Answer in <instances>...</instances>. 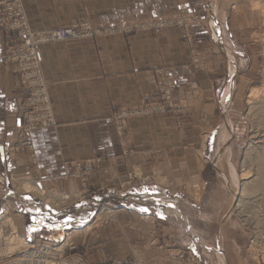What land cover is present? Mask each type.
<instances>
[{"label": "rangeland", "instance_id": "374dc122", "mask_svg": "<svg viewBox=\"0 0 264 264\" xmlns=\"http://www.w3.org/2000/svg\"><path fill=\"white\" fill-rule=\"evenodd\" d=\"M69 2L91 10L81 13L78 20L69 24L33 31L23 0H0V30L7 34L9 41L7 60L26 94L15 147L29 154L28 160L21 163L27 174L4 173L0 167V185L5 188V196L9 193V198L0 200V264H220L218 255L224 264H264L263 193L256 190L255 194L244 195L245 181L242 180L246 172L253 175L264 172V152L261 153L262 143H259L264 139V110L260 108L264 101V0ZM99 7L100 16L92 11ZM116 7L118 10L113 13ZM69 29H74L77 35L40 46V73L47 90L49 83L42 71L44 45L116 35L129 37L135 52L149 45L146 50L151 60L149 73L156 77V89L139 104L118 109L111 117L122 159L132 155L128 126L132 118L172 115L176 127L185 130L191 125L189 112H192L193 118L203 122L202 109L196 115L188 100L191 97L190 100L201 103L206 98L200 92H179L172 67L166 65L172 63L173 58L178 60L174 62L175 67L197 71L198 88L200 83L212 82L213 90L208 92L207 98L215 109L209 113L213 114L216 128L230 124L231 132L221 142L224 148L219 156L216 157V140L211 143L214 152L207 161L202 152H196L198 170H206L201 181L194 180V189L188 188L189 183L170 180L152 165L156 160L153 157L150 168L143 169L134 161L128 171L109 173V182H101L98 190H93L92 186L101 159L64 160L63 176L40 178L29 136L36 130L54 128L56 120L51 103L52 124L31 106L29 86H24L21 74L16 72L19 51L27 40L38 38L35 34ZM29 53L30 50L25 55ZM230 58L237 67L231 85L236 83L240 89L233 93L226 108L218 92L225 91L229 82V72L233 69ZM253 93L257 94L254 104L249 98ZM177 96H182V100ZM125 111L132 114L122 117ZM218 131L221 133V129ZM24 182L33 183L36 189L25 193ZM147 182L164 186L177 198L184 196L180 204L182 215L176 217L185 225L188 224L185 220L191 221L194 237L174 220L164 222L153 215H138L115 199V193L110 194L113 191L123 195L137 184ZM96 191L101 194L100 200L92 196ZM241 200L245 202L242 205ZM40 207H45L52 215ZM62 213L66 214L57 216ZM10 220L17 228L16 235L28 243L27 248L13 254L8 238L15 231ZM122 259L126 262L120 263Z\"/></svg>", "mask_w": 264, "mask_h": 264}, {"label": "crops", "instance_id": "0c3cea01", "mask_svg": "<svg viewBox=\"0 0 264 264\" xmlns=\"http://www.w3.org/2000/svg\"><path fill=\"white\" fill-rule=\"evenodd\" d=\"M23 3L29 27L33 31L69 24L78 20L81 13L91 10L73 6L69 0H23ZM117 10L118 7L113 13ZM92 11L100 16L102 9L99 7ZM8 42L7 34L0 30V167L4 169V173L16 174L21 171L27 174L21 163L28 160V151L15 147V143L19 141L17 131L23 122L22 110L26 94L7 60ZM147 46H142L135 52L129 37L116 35L56 42L42 47V71L49 83L48 95L56 120L54 128L36 130L29 136V145L37 156L42 180L63 176L64 160L101 159L92 186L93 190H98L96 188L101 182H109V173L116 175L128 171L134 161L140 163L143 169L150 168L153 157L156 160L152 165L170 180L189 183L187 186L191 190L194 189V180L201 181L206 169L198 170L196 152H202L207 161L214 152L211 143L216 140V157L219 156L224 148L221 147V142L231 132L230 124L226 126L224 123L223 128L215 127L213 114L209 113L215 107L211 108L213 103L208 104L210 99L207 98L208 92L213 90L212 82L209 85L200 83L201 87L198 88L197 71L175 67L174 62L178 60L174 58L172 63L166 65L172 67L179 92H200L206 98L201 103H197L196 99L190 100L191 97L188 100L189 107L196 115L202 109V116H205L203 122L193 118L192 112H189L191 125L185 130L176 127L172 115L132 118L128 123L132 155L126 160L121 158L123 156L111 117L118 109L139 104L156 89V77L149 73L151 60L149 51H146ZM230 59L233 69H230L232 73L229 72V82L224 93L221 90L218 92V98L226 108L229 107L233 93L240 89L236 83L231 85L237 67H234L233 58ZM182 98L177 96V99ZM209 129L211 130L208 132ZM218 129H221V133ZM157 151L162 153L156 154ZM206 164L207 162L205 166ZM194 170L196 173L193 174ZM4 189L1 183L0 200L9 198V193L4 195ZM165 189L164 186L147 182L137 184L123 195L113 191L110 194L115 193V199H119L127 209L138 215H153L164 222L174 220L186 229L190 237H194L191 221L185 220L188 223L185 225L177 218L182 215L180 204L184 196L177 198ZM97 192L92 196L100 200L101 194ZM89 207L96 208L93 205ZM40 209L52 215L45 207ZM64 214L66 213L57 216ZM122 261L120 263L126 262Z\"/></svg>", "mask_w": 264, "mask_h": 264}, {"label": "built area", "instance_id": "2783aa9c", "mask_svg": "<svg viewBox=\"0 0 264 264\" xmlns=\"http://www.w3.org/2000/svg\"><path fill=\"white\" fill-rule=\"evenodd\" d=\"M38 38L27 40L26 45L20 49L19 52V64L17 65L16 72L21 74L22 83L29 86V91L31 93L32 99L31 103L33 107L36 108L38 113H43L45 120L49 119L52 124V113L51 106L48 96L47 84L41 78V54L40 46L44 43L54 42V41H66L77 35L74 29H69L66 31H51L35 34ZM30 53L25 55V52ZM15 53V52H14ZM16 54V53H15ZM128 111H125L121 116L128 118ZM47 125V124H43Z\"/></svg>", "mask_w": 264, "mask_h": 264}, {"label": "bare ground", "instance_id": "6f19581e", "mask_svg": "<svg viewBox=\"0 0 264 264\" xmlns=\"http://www.w3.org/2000/svg\"><path fill=\"white\" fill-rule=\"evenodd\" d=\"M231 87V86H230ZM256 93H253L252 96H255L252 97L250 96L249 98L251 99L252 101V104H254L256 102ZM264 99V98H263ZM261 109L264 110V101L263 103L261 104L260 106ZM263 139V138H262ZM261 139V140H262ZM259 143H262V148H261V153L264 152V139L263 141H259ZM243 176V179L245 181L244 183V188H243V194L244 195H247L249 192L251 194H255L256 190L258 192H261L263 193V199L261 198V200L263 201L264 200V181H262V177L264 178V172H262L261 174H257L256 175H253L251 172H246L245 174L242 175ZM36 189V185H34L33 183L31 182H24L23 185H22V190L25 191V193H31L33 192L34 190ZM258 194V193H257ZM256 194V195H257ZM246 197V196H245ZM249 197V196H248ZM247 197V198H248ZM256 197H259V196H256ZM262 197V196H261ZM251 198V197H250ZM259 199V198H258ZM257 200V199H256ZM259 202V201H258ZM241 205L242 203H245L244 200L242 201L241 200ZM57 204V203H56ZM10 226L12 227V229L15 231L10 238H8V242H9V246H10V253L13 254V253H16V252H19V251H22L24 250L25 248H27L28 246V243L26 242V240L23 238V237H20V236H17L16 235V226L14 225V223L10 220ZM90 228V227H89ZM87 228V230L89 229ZM0 235H1V231H0ZM69 236V235H68ZM62 249V248H61ZM61 249H58V250H61ZM217 257V256H216ZM218 261L220 264H224V262L222 261V258L220 257V255H218L217 257Z\"/></svg>", "mask_w": 264, "mask_h": 264}]
</instances>
